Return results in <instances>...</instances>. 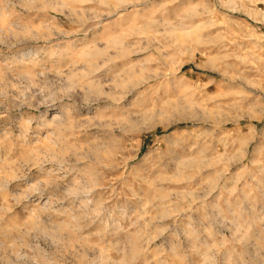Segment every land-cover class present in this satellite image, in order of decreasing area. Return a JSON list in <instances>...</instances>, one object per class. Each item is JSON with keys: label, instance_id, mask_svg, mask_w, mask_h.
<instances>
[{"label": "rangeland", "instance_id": "obj_1", "mask_svg": "<svg viewBox=\"0 0 264 264\" xmlns=\"http://www.w3.org/2000/svg\"><path fill=\"white\" fill-rule=\"evenodd\" d=\"M0 264H264V0H0Z\"/></svg>", "mask_w": 264, "mask_h": 264}]
</instances>
